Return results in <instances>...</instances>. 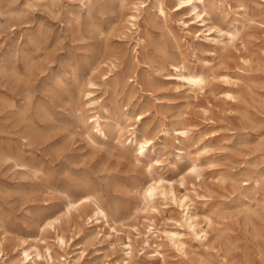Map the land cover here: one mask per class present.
<instances>
[{"label":"rangeland","instance_id":"rangeland-1","mask_svg":"<svg viewBox=\"0 0 264 264\" xmlns=\"http://www.w3.org/2000/svg\"><path fill=\"white\" fill-rule=\"evenodd\" d=\"M135 1L15 0L21 12L0 15V54L25 48L36 61L14 95L22 101L31 91L50 114L47 137L31 142L24 123L0 112V155L15 156L0 157L8 264H264V0H207L209 14L200 17L178 0H165V17L157 0H145L139 27L128 19ZM236 28L231 39L225 31ZM181 60L205 72L203 87L177 77L171 62ZM11 83L0 73L1 91ZM91 95L109 107L108 136L90 137L91 123L78 117L94 113ZM130 105L141 119H127ZM183 123L187 135L174 130ZM131 126L153 136L141 160L129 139L121 143ZM155 180L168 194L147 209L144 187ZM87 193L111 213L109 222L88 219L92 198L66 211L67 195ZM187 205L193 219H185ZM56 214V227L44 225ZM150 219L159 236L148 232ZM166 231L180 232L185 246ZM28 242L43 253L37 262L19 252Z\"/></svg>","mask_w":264,"mask_h":264},{"label":"bare ground","instance_id":"bare-ground-1","mask_svg":"<svg viewBox=\"0 0 264 264\" xmlns=\"http://www.w3.org/2000/svg\"><path fill=\"white\" fill-rule=\"evenodd\" d=\"M15 0H0V15L5 16L7 19L15 14H19L21 10H15L13 8ZM136 8L137 13L128 14V19L131 21V24L135 27H139L138 24V12L141 9L140 3H144L145 0H136ZM157 6L159 11L163 13L165 17H167L166 11V2L165 0H157ZM180 4L190 5L191 10L194 11L197 17H200L203 12L209 14L208 3L207 0H178ZM140 13V12H139ZM206 18L203 15L202 20L204 21ZM131 29V28H130ZM219 30L222 31V28ZM230 35L231 39H234L238 35V28L236 30H228L225 31ZM141 39V36L139 37ZM226 46V45H225ZM214 51V50H213ZM22 64V65H21ZM35 66L36 61L32 54H30L29 49L25 48H14L10 53H6L3 51L0 54V73L4 74L6 71L9 72L12 77V85L5 91L0 90V112H4L8 114L12 120H17L18 122L24 123V132L22 134L23 137L28 139L31 142H41L47 137V131L43 128L42 122L49 117V109L46 105L41 103L39 99L33 98L32 92L23 91L22 93V101L16 98V95L13 93V89L17 88L18 84L28 85L32 76L35 74ZM172 68L178 71L177 77L182 78L184 81L188 82L192 87H203L207 82V76L204 71L199 69L191 68L185 60L181 61H173L171 62ZM171 76H175L174 73H169ZM131 80H135V78L131 77ZM221 76V75H220ZM92 86H95L96 83L91 81ZM62 89V88H61ZM66 89V88H65ZM58 92L61 90L58 89ZM93 90H90L88 93L93 94ZM101 96L94 97L90 96V100L88 103L93 104L94 113L91 115L85 116L80 113L78 117H82V120H86L88 124H90V137L94 135V132H99L104 136H108V128L106 129L107 122L105 120H109V118L103 113L104 111L108 112L109 107L106 105L104 100H99ZM19 98V97H18ZM129 108V113L127 115V119H132L138 117L141 119L143 117V112H137L135 110L134 105L127 106ZM90 120V121H89ZM118 124V123H117ZM121 128L122 124H118ZM130 131V136H127L125 139L121 140L122 145H127V140L129 139L128 146L134 151V155L137 159L141 160L143 153L145 155V149H147V145L153 141V136L148 131H141L136 128V126H131L128 128ZM174 130L182 135H187L190 131V127L188 123H183L180 126L174 128ZM165 131V130H164ZM86 133V132H85ZM89 137V138H90ZM91 139V138H90ZM135 143V144H134ZM1 159L3 157L7 158H15V156L10 152L9 154L2 153L0 155ZM160 182L157 183V180L149 182L146 184L145 191L143 193L142 201L144 203V207L149 209L151 206H155L154 201L156 200V195L166 196L168 194V190L165 188H161L159 185ZM68 202L66 203V211L71 212L72 209H79L81 205L92 198L94 199L92 205L91 212L88 213V219L92 221L97 219H103L106 222H109L110 214L109 211L103 206L100 199L92 194L87 193L84 195H80L79 197H74L73 195H67ZM187 212L185 215V219H193L192 215H188L189 206H186ZM219 215V214H218ZM209 220H211L209 218ZM60 221V214L52 215L46 218V222L44 225H50L56 227V222ZM179 221V220H178ZM191 227H193L194 231L199 234L201 237H206L208 235V229L206 227L201 226L198 222H191ZM254 225V224H253ZM256 226V225H255ZM147 230L154 236H159V233L162 231L156 221L154 219H150V222L147 224ZM140 232V231H139ZM169 237L172 239L173 243L177 244L179 247L185 246V241L182 239V235L178 231H166ZM150 234L147 235V238ZM264 237V236H263ZM58 243L60 245H66L67 240L63 232L58 229L57 234ZM148 242L149 238H148ZM126 253L130 255L134 250V244L132 242V238L129 237V241L126 242ZM2 244H0V256L6 255L3 264H8V252ZM48 255L50 257L49 262L54 260V255L52 253V249L50 245L47 246ZM19 252L23 259H32L34 258V262H37V257H41L43 255L41 249L33 243H24L23 246L19 249ZM36 257V258H35ZM246 257V256H244Z\"/></svg>","mask_w":264,"mask_h":264}]
</instances>
